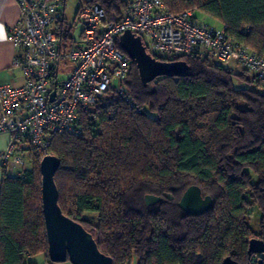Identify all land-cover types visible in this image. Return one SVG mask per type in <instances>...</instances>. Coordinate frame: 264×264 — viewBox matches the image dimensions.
<instances>
[{
	"label": "trees",
	"instance_id": "16d2710c",
	"mask_svg": "<svg viewBox=\"0 0 264 264\" xmlns=\"http://www.w3.org/2000/svg\"><path fill=\"white\" fill-rule=\"evenodd\" d=\"M162 1L175 14L199 10L264 58V0ZM92 4L108 15L125 8L123 0ZM58 32L62 47L74 42L73 27ZM176 61L188 64L184 76L147 86L132 61L126 83L132 104L112 95L97 105L98 121L81 136L54 139L59 206L113 264H222L226 258L264 264V255L248 253L252 239L264 242V90L246 72L191 57ZM32 164L1 182L0 264H32L26 258L40 254L49 259L40 161ZM194 185L213 200L201 216L178 205ZM148 195L161 201L147 206ZM255 208L257 232L250 225ZM86 213L96 214L99 225Z\"/></svg>",
	"mask_w": 264,
	"mask_h": 264
},
{
	"label": "built area",
	"instance_id": "2783aa9c",
	"mask_svg": "<svg viewBox=\"0 0 264 264\" xmlns=\"http://www.w3.org/2000/svg\"><path fill=\"white\" fill-rule=\"evenodd\" d=\"M82 1L76 15L83 26L80 40L64 48L58 31L69 26L66 0H18L21 17L7 38L23 84L0 86V134L10 138L0 154L7 177H21L34 160L51 155L57 136H81L98 121L97 105L112 95L132 104L126 85L132 60L117 44L126 32L140 37L157 60L197 58L233 73L246 72L264 90V58L223 27L199 19L197 9L175 14L162 0H123L125 8L108 15L92 0Z\"/></svg>",
	"mask_w": 264,
	"mask_h": 264
},
{
	"label": "water",
	"instance_id": "95a60500",
	"mask_svg": "<svg viewBox=\"0 0 264 264\" xmlns=\"http://www.w3.org/2000/svg\"><path fill=\"white\" fill-rule=\"evenodd\" d=\"M122 50L134 62L139 77L144 86L163 77H182L189 66L185 61L161 62L152 57L143 40L131 32H126L119 38ZM56 90L51 94L54 101ZM61 166L60 160L49 155L40 162L41 200L44 216L48 256L53 264H113L111 257L103 254L94 236L84 226L65 215L59 206V191L55 176ZM160 197L148 195L145 197L147 206L156 205ZM213 204L211 197H204L201 189L194 185L187 189L179 202V208L189 216H201L208 212ZM250 256L264 255V242L252 239L249 242ZM261 263V262H260ZM222 264H235L231 258H226Z\"/></svg>",
	"mask_w": 264,
	"mask_h": 264
},
{
	"label": "crops",
	"instance_id": "0c3cea01",
	"mask_svg": "<svg viewBox=\"0 0 264 264\" xmlns=\"http://www.w3.org/2000/svg\"><path fill=\"white\" fill-rule=\"evenodd\" d=\"M20 17L21 8L18 0H0V86L19 87L23 84L20 70L13 67L16 51L7 38L9 28L15 26ZM9 140L8 134H0V154L7 148ZM3 178L4 172L0 161V187ZM37 259H40L43 264H53L45 254L27 257L26 263L37 264Z\"/></svg>",
	"mask_w": 264,
	"mask_h": 264
},
{
	"label": "rangeland",
	"instance_id": "374dc122",
	"mask_svg": "<svg viewBox=\"0 0 264 264\" xmlns=\"http://www.w3.org/2000/svg\"><path fill=\"white\" fill-rule=\"evenodd\" d=\"M80 1L81 0H66V6H65V19H66L67 24L69 26L73 27V36H74L75 41L80 40L82 31H83L82 24L77 22V20H76V15H77V11H78V8L80 5ZM197 17L199 19H206L207 23H209V24H214L216 26L223 27L218 21L213 20V19L207 17L206 15H204L202 13L197 14ZM234 67H235V69L240 71V69L237 68V66L234 65ZM61 77H65V76L62 75ZM33 168H34V165L30 164L29 170L33 169ZM260 216H261L260 211L257 208H255L252 219L250 221V225H251L253 231H255V232H257L259 230ZM84 218L87 221L91 222V224L93 226L99 225V222H100L99 217L96 214L86 213V214H84ZM39 260L40 259H37V261H38L37 264H43V262H41V260L39 262ZM61 264H70V263L67 262V263H61ZM133 264H135V263H133Z\"/></svg>",
	"mask_w": 264,
	"mask_h": 264
},
{
	"label": "flooded vegetation",
	"instance_id": "af4514ba",
	"mask_svg": "<svg viewBox=\"0 0 264 264\" xmlns=\"http://www.w3.org/2000/svg\"><path fill=\"white\" fill-rule=\"evenodd\" d=\"M158 61H160V60H158ZM161 62H163V61H161Z\"/></svg>",
	"mask_w": 264,
	"mask_h": 264
}]
</instances>
